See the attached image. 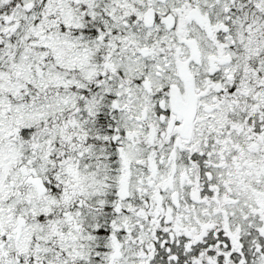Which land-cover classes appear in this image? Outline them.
Returning a JSON list of instances; mask_svg holds the SVG:
<instances>
[{"label": "flooded vegetation", "instance_id": "obj_1", "mask_svg": "<svg viewBox=\"0 0 264 264\" xmlns=\"http://www.w3.org/2000/svg\"><path fill=\"white\" fill-rule=\"evenodd\" d=\"M149 5L74 31L51 78L28 264H264V0Z\"/></svg>", "mask_w": 264, "mask_h": 264}, {"label": "rangeland", "instance_id": "obj_2", "mask_svg": "<svg viewBox=\"0 0 264 264\" xmlns=\"http://www.w3.org/2000/svg\"><path fill=\"white\" fill-rule=\"evenodd\" d=\"M150 1L0 0L8 8L5 18L4 14L0 17V23L5 21L3 30L0 24V33L4 34L0 47V222L6 227L12 225L6 232L9 237L5 247L0 246V264H28L38 246L36 242L47 236L45 220L40 223L31 216L35 207L39 213L46 210L47 198L37 197L28 176L32 168L42 175L47 173L44 122L53 96L56 106L60 104L59 96L51 95L49 85L51 78L62 81L66 50L77 45L74 31L88 26L90 20L100 24V19L114 17L120 22L125 17L123 12L149 11ZM148 35L153 36L151 31ZM38 153L39 159L35 160ZM19 218L25 222L20 223ZM35 258L38 264H49Z\"/></svg>", "mask_w": 264, "mask_h": 264}, {"label": "water", "instance_id": "obj_3", "mask_svg": "<svg viewBox=\"0 0 264 264\" xmlns=\"http://www.w3.org/2000/svg\"><path fill=\"white\" fill-rule=\"evenodd\" d=\"M36 183H38L40 187L43 188V186L41 185V181H37Z\"/></svg>", "mask_w": 264, "mask_h": 264}, {"label": "trees", "instance_id": "obj_4", "mask_svg": "<svg viewBox=\"0 0 264 264\" xmlns=\"http://www.w3.org/2000/svg\"><path fill=\"white\" fill-rule=\"evenodd\" d=\"M18 1H19V0H18ZM22 1H23V0H20V2H22ZM7 10H8V8L6 9V12H8Z\"/></svg>", "mask_w": 264, "mask_h": 264}]
</instances>
